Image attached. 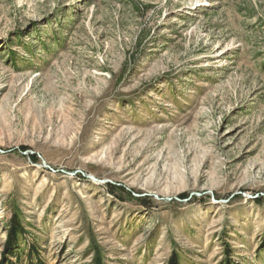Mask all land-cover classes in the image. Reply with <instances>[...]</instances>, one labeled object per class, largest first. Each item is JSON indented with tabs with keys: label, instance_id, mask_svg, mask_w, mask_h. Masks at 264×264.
<instances>
[{
	"label": "rangeland",
	"instance_id": "obj_1",
	"mask_svg": "<svg viewBox=\"0 0 264 264\" xmlns=\"http://www.w3.org/2000/svg\"><path fill=\"white\" fill-rule=\"evenodd\" d=\"M175 254L264 264V0H0V264Z\"/></svg>",
	"mask_w": 264,
	"mask_h": 264
},
{
	"label": "trees",
	"instance_id": "obj_2",
	"mask_svg": "<svg viewBox=\"0 0 264 264\" xmlns=\"http://www.w3.org/2000/svg\"><path fill=\"white\" fill-rule=\"evenodd\" d=\"M10 245L11 248H17L16 243L19 242V239L22 237L23 235V226L22 223L20 222L19 219V213L15 212L14 217L11 220L10 223ZM12 250V249H11ZM17 250H14L13 252H11V254H15V252H17ZM169 264H180L179 260H178V256L175 254L173 255V257L169 260Z\"/></svg>",
	"mask_w": 264,
	"mask_h": 264
},
{
	"label": "water",
	"instance_id": "obj_3",
	"mask_svg": "<svg viewBox=\"0 0 264 264\" xmlns=\"http://www.w3.org/2000/svg\"><path fill=\"white\" fill-rule=\"evenodd\" d=\"M88 177L91 178L93 181H96V182H105L106 181V180H98L96 177L91 176V175H89Z\"/></svg>",
	"mask_w": 264,
	"mask_h": 264
}]
</instances>
